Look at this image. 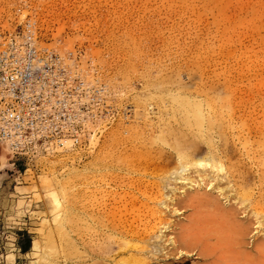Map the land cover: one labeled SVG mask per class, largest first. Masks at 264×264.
<instances>
[{"label": "rangeland", "instance_id": "1", "mask_svg": "<svg viewBox=\"0 0 264 264\" xmlns=\"http://www.w3.org/2000/svg\"><path fill=\"white\" fill-rule=\"evenodd\" d=\"M27 22L91 84L90 147H0V264H264V0H0Z\"/></svg>", "mask_w": 264, "mask_h": 264}, {"label": "built area", "instance_id": "2", "mask_svg": "<svg viewBox=\"0 0 264 264\" xmlns=\"http://www.w3.org/2000/svg\"><path fill=\"white\" fill-rule=\"evenodd\" d=\"M72 56L41 47L31 22L0 34V147L13 157L89 150L91 84Z\"/></svg>", "mask_w": 264, "mask_h": 264}, {"label": "bare ground", "instance_id": "3", "mask_svg": "<svg viewBox=\"0 0 264 264\" xmlns=\"http://www.w3.org/2000/svg\"><path fill=\"white\" fill-rule=\"evenodd\" d=\"M96 11V10H95ZM181 89V88H180ZM179 92H180V90H179ZM185 92V91H184ZM176 93H177V91H176ZM176 93H174V94H176ZM182 95V94H181ZM186 95V94H185ZM158 98V97H157ZM176 98V97H175ZM192 99V98H191ZM159 100V99H158ZM161 100V99H160ZM163 101H165V100H163ZM169 102V101H168ZM174 103V102H173ZM172 105V104H171ZM186 105V104H185ZM204 105V104H203ZM190 106V105H189ZM193 106V105H192ZM194 106H196L195 104H194ZM181 107V106H180ZM188 107V106H187ZM197 107V106H196ZM192 108V107H191ZM204 108H205V106H204ZM175 109V108H174ZM177 109V108H176ZM182 109H184V107L182 108ZM197 109H199V108H197ZM194 110H196V109H194ZM208 110V109H207ZM184 111H185V109H184ZM191 111H193V110H191ZM195 112V111H194ZM197 112H199V111H197ZM204 112H205V109H204ZM210 112V111H209ZM190 113V112H189ZM200 113V112H199ZM208 112H206V114H207ZM170 115V114H169ZM189 115H191V113L189 114ZM194 115V114H193ZM195 115L197 116V114H196V112H195ZM201 115V114H200ZM177 116L178 115H176V118H177ZM204 116V115H203ZM210 116V115H209ZM173 117V116H172ZM184 117V116H183ZM190 117V116H189ZM171 118V117H170ZM182 118V117H181ZM191 118V117H190ZM189 118V119H190ZM194 118V117H193ZM173 119V118H172ZM203 119V118H202ZM208 119V118H207ZM206 119V120H207ZM182 120H184V118L182 119ZM194 120L196 121L197 119H195L194 118ZM200 120V119H199ZM199 120H197L198 122H199ZM214 120V119H213ZM172 121H174V120H172ZM193 121V120H192ZM204 121V120H203ZM171 122V121H170ZM171 123H173V122H171ZM185 123V122H184ZM192 123V122H191ZM206 123V122H205ZM169 124V123H168ZM186 124V123H185ZM193 124H194V122H193ZM200 124L202 125V123L200 122ZM200 124H197L198 125V128H199V125ZM196 125V126H197ZM165 127L167 126V125H164ZM169 126V125H168ZM182 126V125H181ZM186 126H188V125H186ZM195 128V127H194ZM188 130V129H187ZM204 130V129H203ZM174 131V130H173ZM205 131V130H204ZM173 133V132H172ZM201 134V133H200ZM181 135H183V134H181ZM178 136H180V135H177V139H178ZM185 138H186V135H185ZM204 138V137H203ZM202 138V139H203ZM207 139V138H206ZM210 139V138H209ZM208 139V140H209ZM179 145V144H178ZM186 153V152H185ZM186 172V170H185V167L183 166V167H181V170H179V171H176V177H175V180H183L182 179V175L184 174ZM148 219V218H147ZM217 224H218V227L220 228V229H216V227H214L213 229H212V227H210L212 224L209 222L208 224L206 223V224H204L203 225V229H201V230H199L200 231V236H198L197 238H196V241H198V242H201L202 240H203V242H205V241H207L208 239H210V238H215L216 240H217V244H222L226 239H230V237H233L234 236V233L233 232H236V229H232V231H230V233H228V234H222L225 230H228V229H225L226 227H228V224L226 223V222H224V220H221V221H218V222H216ZM147 225V224H146ZM114 229V228H113ZM231 230V229H230ZM111 231H112V229H111ZM110 231V232H111ZM244 231V230H243ZM113 232V231H112ZM118 233V232H117ZM117 233H116V235H117ZM188 233H189V231H188ZM138 234V233H137ZM136 234V235H137ZM193 234V233H192ZM123 235V234H122ZM227 236V237H225V236ZM131 236V235H130ZM133 236V235H132ZM131 236V238H133ZM138 236V235H137ZM140 236V235H139ZM142 236V235H141ZM183 236L184 237H186L187 236V234L184 232L183 233ZM136 237V236H135ZM194 237V236H193ZM225 237V238H224ZM136 238H138V237H136ZM135 238V239H136ZM186 238H189V235H188V237H186ZM186 238H183L182 240H186ZM190 239V238H189ZM132 240V239H131ZM194 241V240H193ZM130 243V242H129ZM194 243V242H193ZM196 244H197V242H196ZM207 244V243H206ZM158 246V245H157ZM156 247V246H155ZM157 250V249H156ZM213 253H215L214 252V249L213 250H211V249H209V248H205L204 250L202 249V252L200 253V255H201V257H203L204 258V260L205 261H207V260H211V258H213ZM215 261L212 263V264H216L217 263V259L215 258L214 259ZM131 262V261H130ZM137 262V261H136Z\"/></svg>", "mask_w": 264, "mask_h": 264}]
</instances>
